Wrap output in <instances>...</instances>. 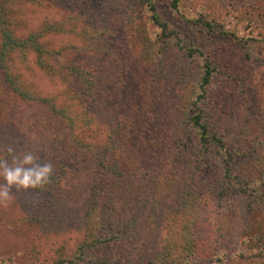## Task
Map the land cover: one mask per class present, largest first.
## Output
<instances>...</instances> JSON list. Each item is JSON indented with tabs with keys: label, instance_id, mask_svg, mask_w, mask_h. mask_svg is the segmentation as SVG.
Here are the masks:
<instances>
[{
	"label": "rangeland",
	"instance_id": "1",
	"mask_svg": "<svg viewBox=\"0 0 264 264\" xmlns=\"http://www.w3.org/2000/svg\"><path fill=\"white\" fill-rule=\"evenodd\" d=\"M4 1L21 36L58 24L60 31L42 39L48 59L97 66L98 89L82 107L75 100L77 79L42 68L34 51L8 58L23 86L67 108L77 126L72 132L46 108L40 126H33L0 82V156L9 145L31 148L40 153L39 163L51 162L62 175L50 190L13 189L0 201V264L71 259L87 239L91 206L105 232L112 231L105 218L109 199L90 204L94 193L108 196L113 189L115 180L97 164L112 141L122 146L123 176L114 194L124 200L113 231L135 233L123 240L128 246L91 251L86 264L126 253L132 264H159L165 246L183 234L180 208L188 191L195 199L194 236L206 254L199 264H264V160L256 165L263 170L257 168L259 184L241 176L264 159V0H181L178 9L159 0L166 36L142 0ZM207 63L212 75L205 84ZM199 112L228 149L202 146L193 122ZM86 113L88 127L82 125Z\"/></svg>",
	"mask_w": 264,
	"mask_h": 264
},
{
	"label": "trees",
	"instance_id": "2",
	"mask_svg": "<svg viewBox=\"0 0 264 264\" xmlns=\"http://www.w3.org/2000/svg\"><path fill=\"white\" fill-rule=\"evenodd\" d=\"M159 0H142V3L150 8L152 11V19L154 22L162 29L163 35H171L168 31V26L165 22L161 20L158 14L157 4ZM173 8L178 9L181 0H169ZM13 10L8 6V1L0 0V34L3 38L2 44L0 45V82L4 81L9 90V97L12 102L19 108V112L25 115L33 126H40L41 121V108H46L51 114L60 121H64L74 132L77 126V121L69 113V110L65 107H60L55 100L42 97L37 94L32 93L28 88L23 86V83L10 71V66L8 64V58L15 52H27L34 51L38 56V63L40 66L49 72H57L64 78H75L78 80V84L81 88L80 94L75 95V100H79L82 107L87 106L91 103L92 95L97 93L98 89V69L97 66L93 64H85L83 62H74L71 65H55L52 60L48 58L51 56V51L45 47L42 39L47 33L52 31H60L58 24L52 23L51 25H46L38 31L31 32L26 36H21L17 33L14 28V20H12ZM201 22V20H198ZM203 25L209 30H213L214 26L209 21H202ZM212 75V69L207 63L206 73L203 78L204 83L210 82ZM88 110V108H87ZM194 125L198 129V136L200 143L206 149L211 145L216 144L217 147L221 149H228L222 138L215 132H212L209 128L207 122L204 121L203 114L201 112L197 113L193 117ZM91 123V118L88 113L83 115L82 125L88 127ZM45 140L41 139L40 144L48 149L49 146L45 143ZM106 150L99 152L97 164L100 167V173L112 177L115 182L112 186L113 189L109 192L108 196L106 191L94 193L90 199V204L95 205V199L98 200L99 196L101 198H108L111 208L105 212V215L109 221H111L112 231L105 232L104 226L100 224L101 214L98 213L97 208L91 206L88 212V234L87 239L81 243L78 247L76 254L71 259H61L56 264H86V257L93 250H97L98 247H104L106 245H126L123 240H129L131 236L135 233L133 230L113 231V226L120 224L119 217H121L123 212V201L118 199V196L114 194L116 190L117 182L122 179L123 170L120 167L119 159H117V150H121L122 146L118 145L116 142H108L106 145ZM228 151V150H226ZM230 159H234V155L228 152ZM116 159V160H114ZM230 159L226 160V176L231 179L232 174V162ZM263 156H261L255 167L250 164V168H246L241 171V176L245 179V175H249L250 181H258L256 177V172L258 168L256 165L263 164ZM258 168V169H257ZM248 171V172H247ZM263 171V170H262ZM261 171V172H262ZM263 173V172H262ZM261 173V179L264 184V173ZM256 177V178H255ZM62 178L61 174L53 173L51 182L41 189H36L39 191H47L54 187L56 184L60 183ZM100 192V194H99ZM189 192V193H188ZM187 196L183 200V205L180 211L183 214L182 226L183 234L181 233V238L176 240V242L171 243L169 246H165L164 254L161 258L159 264H199L204 261V252L201 249V243L194 236V226L196 219L195 212V202L193 195L188 191ZM192 195V196H191ZM107 196V197H106ZM104 215V214H103ZM168 244V243H167ZM129 245V244H128ZM126 245V246H128ZM131 254H125L118 258V260H112L111 258H106L102 260L99 264H132Z\"/></svg>",
	"mask_w": 264,
	"mask_h": 264
},
{
	"label": "clouds",
	"instance_id": "3",
	"mask_svg": "<svg viewBox=\"0 0 264 264\" xmlns=\"http://www.w3.org/2000/svg\"><path fill=\"white\" fill-rule=\"evenodd\" d=\"M6 153L0 156V201L9 200L13 189H41L51 182L54 166L51 162L39 163V152L31 148L17 151L9 145Z\"/></svg>",
	"mask_w": 264,
	"mask_h": 264
}]
</instances>
